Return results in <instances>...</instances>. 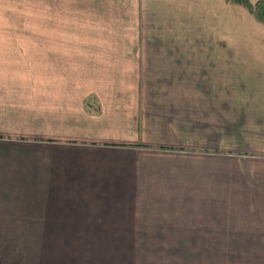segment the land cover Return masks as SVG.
I'll list each match as a JSON object with an SVG mask.
<instances>
[{"label":"crops","instance_id":"obj_1","mask_svg":"<svg viewBox=\"0 0 264 264\" xmlns=\"http://www.w3.org/2000/svg\"><path fill=\"white\" fill-rule=\"evenodd\" d=\"M140 213H182V264H264V23L0 0V264H171Z\"/></svg>","mask_w":264,"mask_h":264},{"label":"rangeland","instance_id":"obj_2","mask_svg":"<svg viewBox=\"0 0 264 264\" xmlns=\"http://www.w3.org/2000/svg\"><path fill=\"white\" fill-rule=\"evenodd\" d=\"M139 215L140 234L151 237L156 247L155 252L162 253V256L168 255L171 264H182V213H140Z\"/></svg>","mask_w":264,"mask_h":264},{"label":"trees","instance_id":"obj_3","mask_svg":"<svg viewBox=\"0 0 264 264\" xmlns=\"http://www.w3.org/2000/svg\"><path fill=\"white\" fill-rule=\"evenodd\" d=\"M245 6L260 22L264 23V0H228Z\"/></svg>","mask_w":264,"mask_h":264}]
</instances>
